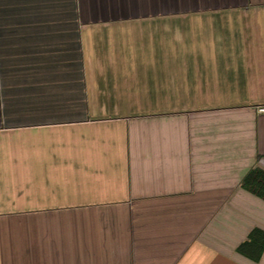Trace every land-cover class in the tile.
<instances>
[{
  "label": "crops",
  "instance_id": "0c3cea01",
  "mask_svg": "<svg viewBox=\"0 0 264 264\" xmlns=\"http://www.w3.org/2000/svg\"><path fill=\"white\" fill-rule=\"evenodd\" d=\"M261 107L264 0H0V264H264Z\"/></svg>",
  "mask_w": 264,
  "mask_h": 264
},
{
  "label": "trees",
  "instance_id": "16d2710c",
  "mask_svg": "<svg viewBox=\"0 0 264 264\" xmlns=\"http://www.w3.org/2000/svg\"><path fill=\"white\" fill-rule=\"evenodd\" d=\"M263 177H264V171L260 168H255L249 174H247V176L245 177V180H244V184L251 185L252 186V187H250L251 189L256 191L258 194L264 196V189L261 188L259 191L258 188H256V185L254 186L255 183H254V179H253V178H255V181L258 182Z\"/></svg>",
  "mask_w": 264,
  "mask_h": 264
},
{
  "label": "built area",
  "instance_id": "2783aa9c",
  "mask_svg": "<svg viewBox=\"0 0 264 264\" xmlns=\"http://www.w3.org/2000/svg\"><path fill=\"white\" fill-rule=\"evenodd\" d=\"M260 109H261V110H263V109H264V107H261Z\"/></svg>",
  "mask_w": 264,
  "mask_h": 264
}]
</instances>
